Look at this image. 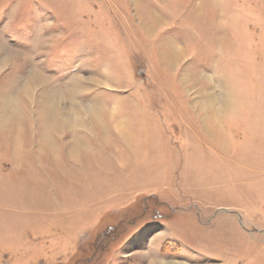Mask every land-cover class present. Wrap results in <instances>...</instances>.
<instances>
[{"label": "rangeland", "instance_id": "rangeland-1", "mask_svg": "<svg viewBox=\"0 0 264 264\" xmlns=\"http://www.w3.org/2000/svg\"><path fill=\"white\" fill-rule=\"evenodd\" d=\"M0 264H264V0H0Z\"/></svg>", "mask_w": 264, "mask_h": 264}, {"label": "bare ground", "instance_id": "bare-ground-1", "mask_svg": "<svg viewBox=\"0 0 264 264\" xmlns=\"http://www.w3.org/2000/svg\"><path fill=\"white\" fill-rule=\"evenodd\" d=\"M149 25H151V24H149ZM171 53H173V52H171Z\"/></svg>", "mask_w": 264, "mask_h": 264}]
</instances>
